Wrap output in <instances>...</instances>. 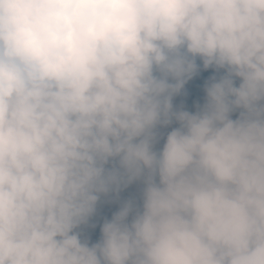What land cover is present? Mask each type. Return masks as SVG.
Wrapping results in <instances>:
<instances>
[{
  "label": "clouds",
  "instance_id": "clouds-1",
  "mask_svg": "<svg viewBox=\"0 0 264 264\" xmlns=\"http://www.w3.org/2000/svg\"><path fill=\"white\" fill-rule=\"evenodd\" d=\"M0 264H264V0H0Z\"/></svg>",
  "mask_w": 264,
  "mask_h": 264
},
{
  "label": "rangeland",
  "instance_id": "rangeland-1",
  "mask_svg": "<svg viewBox=\"0 0 264 264\" xmlns=\"http://www.w3.org/2000/svg\"><path fill=\"white\" fill-rule=\"evenodd\" d=\"M224 74V70H221L220 77H222ZM173 106L174 110L177 111L186 109L187 96L185 90H183L179 95L173 98ZM203 106L204 105L202 103L199 104L197 111L202 110ZM167 134L168 133L166 131H164L163 134L159 132L160 142L156 145L157 150L162 148ZM114 165L118 167V161L110 162L107 167L112 168ZM143 187V183L141 181H137L131 185H128L127 187H123L118 193L113 191L106 196L102 195L97 205V211L95 215L90 218L89 222L86 225H81L80 228H78L85 234V238H83L82 241L89 243L90 246L97 243L101 238L96 236L95 230L97 228H102L103 223L106 220H111L113 215L119 211L124 202L133 200L138 206L142 205Z\"/></svg>",
  "mask_w": 264,
  "mask_h": 264
},
{
  "label": "trees",
  "instance_id": "trees-1",
  "mask_svg": "<svg viewBox=\"0 0 264 264\" xmlns=\"http://www.w3.org/2000/svg\"><path fill=\"white\" fill-rule=\"evenodd\" d=\"M197 62L200 64L201 70L198 75H196L192 80H190L185 85V89H184L186 92V96H187V106H186L185 111H189L194 114L197 112L199 104L202 103L203 105H205L207 103L206 87L212 81L213 78H216L218 80L220 77V73H221V70H216L215 68H210V69L205 70L203 69L202 62L199 61V59ZM239 84H240V80L239 78H236V86L238 87ZM239 111L240 110H237L236 112L233 113V117H232L233 119H236L239 117ZM176 127H179V125L177 122L174 121L173 124L168 127H160L159 132L161 134H163L164 131L169 133L173 128H176ZM101 229L102 228H99V229L97 228L95 230L96 236L100 238L102 236ZM76 232L79 233L81 240L85 238V234L82 230L76 229ZM86 238H89V237H86Z\"/></svg>",
  "mask_w": 264,
  "mask_h": 264
}]
</instances>
